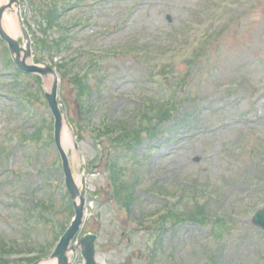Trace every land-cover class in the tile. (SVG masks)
Returning a JSON list of instances; mask_svg holds the SVG:
<instances>
[{
  "label": "rangeland",
  "instance_id": "1",
  "mask_svg": "<svg viewBox=\"0 0 264 264\" xmlns=\"http://www.w3.org/2000/svg\"><path fill=\"white\" fill-rule=\"evenodd\" d=\"M39 3L21 0L34 30ZM67 8L64 21L77 24L68 49L35 55L57 71L61 59L67 64L58 85L73 128L65 152L78 182L89 169L80 236H99L98 262L264 264V232L250 224L253 206H264V0H72ZM7 56L0 42V239L48 248L56 239L50 210L68 219L44 97L50 86L19 74ZM76 74L88 75L87 96ZM153 103L161 113L179 107L158 137L129 150V138L114 142L119 132L99 135L101 126L132 121L139 111L152 115ZM39 201L46 204L41 216L31 218L28 209ZM168 210L183 220L166 216L163 226ZM234 212V228L213 234V215ZM75 264H84L80 255Z\"/></svg>",
  "mask_w": 264,
  "mask_h": 264
},
{
  "label": "trees",
  "instance_id": "2",
  "mask_svg": "<svg viewBox=\"0 0 264 264\" xmlns=\"http://www.w3.org/2000/svg\"><path fill=\"white\" fill-rule=\"evenodd\" d=\"M39 4L41 7H36V19H37V26L38 30H33V46L34 51L39 54H46L50 55L52 54L53 58L56 56H59L62 52L68 49V42L70 37L73 35L70 30H68V23L64 21L65 19V13L67 12L66 6L70 4V1H64L60 0H39ZM40 33L41 36H39L37 33ZM57 32L58 36L55 37L53 34ZM69 34V35H68ZM36 60H40L42 57L39 55H36ZM11 65V60L9 59L8 65ZM64 64V66H63ZM59 68V73L62 77H66V74H69L68 69L66 68V63L63 59L59 61L57 64ZM19 73V71H18ZM20 74V73H19ZM78 75L77 80L74 82L75 85L78 86L80 89V94L83 96H87L90 94V85L88 83V75ZM38 82L40 81L38 78L36 79ZM174 99V96H173ZM154 104V103H153ZM152 104V105H153ZM155 107H157L156 104H154V108L152 109L151 114L146 116L144 113L139 111V113L136 114L135 118H133L132 121L129 120H119L118 122L108 124L107 127L103 128L101 126V129L98 130L99 135H104L107 137V134H113L116 132H119V135L113 139L115 143H117L120 139L123 138V136L127 137L132 141L129 146V150H134L135 146H139V144H142V139L144 138H155L157 137L161 132H163V127L166 123L173 121V118L175 117V113L178 110L176 106L174 105V111L164 112L161 113L160 110H155ZM144 116L140 119V122L138 121V118L141 116ZM141 123V125L139 124ZM139 124V125H138ZM141 133H144L142 135ZM78 137H80V134H77ZM140 136V137H139ZM136 144V145H135ZM133 148V149H131ZM118 162L113 160L112 164V171L114 173L118 172ZM112 179L115 182V190L117 194L119 195L122 190L123 179L124 176L118 175L115 179L112 177ZM129 201L133 199L132 195H128ZM49 201V200H47ZM257 206V205H255ZM67 214L68 218H70L72 214V206L71 204L67 203ZM205 214V212L203 211ZM200 217H202L200 215ZM225 218L218 217L216 221H214L213 225V231L214 226L217 227L218 230H220V233H223V230L227 229L228 231L232 230L234 225V220H224ZM68 220V219H67ZM178 220H181L178 219ZM205 217L201 221L203 224L205 223ZM67 222V221H66ZM66 222H62L58 224L59 228H62V231L65 229ZM207 223V222H206ZM58 238V237H57ZM35 247V251L38 253V256L35 257V259L41 258L43 255H45L49 248L43 244L39 243L38 245H33ZM9 247L6 245L5 242L0 240V255H5L9 253ZM33 249V248H31ZM214 259V258H212ZM27 260H18V262H24ZM33 259L28 260V262H32ZM9 261L2 260L0 257V264H6ZM215 262V261H214Z\"/></svg>",
  "mask_w": 264,
  "mask_h": 264
},
{
  "label": "water",
  "instance_id": "3",
  "mask_svg": "<svg viewBox=\"0 0 264 264\" xmlns=\"http://www.w3.org/2000/svg\"><path fill=\"white\" fill-rule=\"evenodd\" d=\"M8 10H11L17 17L18 26L23 36L22 45L17 39L9 35L4 28L5 14ZM0 36L4 41L8 43L11 56L14 62L22 71L26 73H38L43 75L46 79L52 78L53 80L50 92L46 93V98L48 100L49 107L51 108V111L55 117V140L63 159V167L66 175L67 187L75 208V217L70 227L61 237L56 250L51 256V259H55L57 261V264H72L77 254V248H80L81 254L84 257L86 264H96V235L87 234L79 240L77 245H71L72 241L76 238L81 230L85 216L86 175L85 173H83L81 181L82 188L79 189V186L73 178L67 155L61 146V135L64 125V118L60 111L59 102L57 100L58 77L56 72L51 67L42 64L36 65L30 63L32 59V41L29 31L25 27V24L21 17L19 0H5L3 4L0 5ZM75 147L77 149V144ZM252 224L264 230V209L256 212V214L252 218ZM70 252L74 254L73 260L69 256Z\"/></svg>",
  "mask_w": 264,
  "mask_h": 264
},
{
  "label": "bare ground",
  "instance_id": "4",
  "mask_svg": "<svg viewBox=\"0 0 264 264\" xmlns=\"http://www.w3.org/2000/svg\"><path fill=\"white\" fill-rule=\"evenodd\" d=\"M3 0H0V3ZM4 27L5 30L14 38H17L19 35L18 26L16 23V18L13 14H7L5 15L4 19ZM46 85L50 86L52 84V79L45 80ZM71 142V131L70 129L65 125L62 133V145L63 148L69 147ZM41 264H56L55 261H45Z\"/></svg>",
  "mask_w": 264,
  "mask_h": 264
}]
</instances>
